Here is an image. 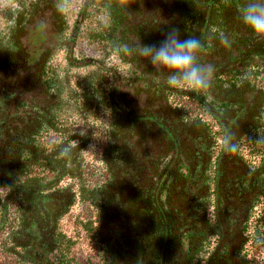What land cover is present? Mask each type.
<instances>
[{
  "label": "trees",
  "instance_id": "trees-1",
  "mask_svg": "<svg viewBox=\"0 0 264 264\" xmlns=\"http://www.w3.org/2000/svg\"><path fill=\"white\" fill-rule=\"evenodd\" d=\"M235 2L126 0L121 6L118 0H101L99 5L76 0L77 14L71 16L77 31L68 34L66 54L51 55L57 63L50 65L48 56L41 58L22 39L29 30L34 46L37 31L44 43L50 40L48 29L33 21L40 10L60 29L69 16L55 11L54 0H17L16 7L0 10V45L9 49H0V78L7 79L0 88V253L13 256L17 264H53L52 258L71 264L78 242L65 234L61 222L79 202L96 211L97 218L83 224L92 238L110 215V206L124 208L133 225L147 219L140 205H147L143 193L150 157L140 148L147 138L138 127L152 117L143 98L168 100L179 88L169 87L144 58L116 47H134L138 41L158 44L173 26L182 38L199 36L205 43L202 62L215 67L210 93L192 92L209 99L205 105L215 110V126L205 119L190 124L201 128L203 123L213 138L215 180L230 192L217 197L216 191L215 200L226 202L238 220L262 204L264 37L243 24ZM74 41L87 44L88 53L78 55ZM26 72L34 79L24 81ZM99 126L105 128L106 142L96 155L98 164H90L88 151ZM226 134L234 137V151L224 149ZM65 145H72L70 158L59 154ZM247 150L258 162L247 158ZM220 172L224 180H219ZM135 205L139 208L129 207ZM119 212L113 215L119 218ZM42 253L45 262L37 256ZM2 254L0 264H5Z\"/></svg>",
  "mask_w": 264,
  "mask_h": 264
},
{
  "label": "flooded vegetation",
  "instance_id": "flooded-vegetation-1",
  "mask_svg": "<svg viewBox=\"0 0 264 264\" xmlns=\"http://www.w3.org/2000/svg\"><path fill=\"white\" fill-rule=\"evenodd\" d=\"M76 14L75 6L72 16ZM72 16L60 29L55 27L56 21L49 14L45 16L40 10L33 21L36 25L42 20L46 22L47 27L38 26L48 29L47 36L51 41L44 43L37 31L38 45L34 46L33 41L29 42L27 30L22 39L24 45L29 46L30 43L37 53L41 52V58L44 54L48 56V65L56 64L51 55L66 54L67 49L64 44H55L52 37L59 32L69 34L77 31ZM74 45L78 55L88 53L85 50L87 44L75 42ZM159 74L161 77L162 74ZM32 75L26 72L23 80L28 77L34 79ZM2 80L0 78V88L7 84V79ZM153 93L157 94L156 90ZM175 94L168 100L156 95L151 98L147 94L143 98L152 117L146 118L145 123L138 127L141 129L139 135L147 138L140 148L145 149L150 157L143 193L147 196V205H140L147 219L133 225L134 218L128 220L122 213L124 208L110 206L107 211L110 215L102 220L99 234L92 238L93 233L83 224L89 219L95 220L96 211L88 204L77 203L61 222L65 234L78 242L72 252L74 261L71 264H264V199L254 212L241 220H238L235 210L229 214L226 202L220 205L219 199L215 200L216 191L217 197L222 191L228 196L230 192L226 191L221 181L216 183L215 180V154L210 149L213 138L203 128V123L201 128L190 125L197 120H207L215 126V119L212 121L215 110L206 107L205 102H209V99L202 100L191 91L178 89ZM99 128L103 130V143L95 151L94 142L99 136ZM99 128L88 151L90 164H98L96 155L101 153L106 142L105 128ZM51 136L52 139L56 138ZM246 156L249 160H259L250 156L249 150ZM100 177L101 181L103 177ZM224 179L225 174L220 172L219 180ZM129 207L139 208L138 205ZM88 208L90 212L85 211ZM116 211H120L119 218L117 214L113 215ZM121 216L125 219H121ZM2 255L5 264H17L13 256ZM37 256L45 262L43 253L42 257ZM51 261L61 264L58 259L52 258Z\"/></svg>",
  "mask_w": 264,
  "mask_h": 264
},
{
  "label": "clouds",
  "instance_id": "clouds-1",
  "mask_svg": "<svg viewBox=\"0 0 264 264\" xmlns=\"http://www.w3.org/2000/svg\"><path fill=\"white\" fill-rule=\"evenodd\" d=\"M123 6L126 0H118ZM101 0H96L99 5ZM17 0H0V10L16 7ZM76 0H54L55 11L61 16H70L75 9ZM240 19L256 36L264 37V0H236ZM108 10L107 6L104 8ZM40 25L47 27L45 21ZM84 28L81 25V32ZM71 37L67 32L56 33L52 40L57 45L66 43ZM209 36L207 39H211ZM204 41L196 35L182 38L180 29L170 27L158 44L145 45L138 41L134 47L127 44H118L116 50L125 54L137 55L144 58L154 69L165 77V83L169 87L188 90L207 96L213 84L215 67L211 63L202 62L201 51ZM0 49L9 50L8 45H0ZM234 137L226 134L223 146L225 151H234L236 145L232 142ZM72 145H65L60 151V156L70 158Z\"/></svg>",
  "mask_w": 264,
  "mask_h": 264
},
{
  "label": "rangeland",
  "instance_id": "rangeland-1",
  "mask_svg": "<svg viewBox=\"0 0 264 264\" xmlns=\"http://www.w3.org/2000/svg\"><path fill=\"white\" fill-rule=\"evenodd\" d=\"M98 134H99V136H97V139L94 142V148L93 149L95 151H97L98 147L103 143V137H102L103 136V130L101 128H99ZM86 210H88L90 212V209L89 208L88 209H85V211ZM77 212H78V210L75 212V214H77ZM69 221L71 222L72 221V218H70ZM67 226H68L67 224H65V226H64L66 230H68Z\"/></svg>",
  "mask_w": 264,
  "mask_h": 264
}]
</instances>
